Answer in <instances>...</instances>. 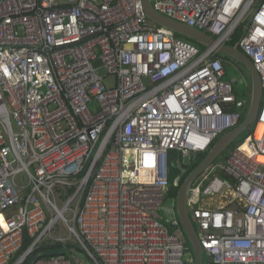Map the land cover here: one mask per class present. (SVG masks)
<instances>
[{
	"label": "built area",
	"instance_id": "1",
	"mask_svg": "<svg viewBox=\"0 0 264 264\" xmlns=\"http://www.w3.org/2000/svg\"><path fill=\"white\" fill-rule=\"evenodd\" d=\"M151 3L217 45L249 24L257 119L193 182L190 218L205 264H264V0ZM243 110L218 53L150 22L142 0L0 1V264L25 237L12 264L47 243L69 253L32 264H193L174 207L169 225L159 212L169 153L208 152Z\"/></svg>",
	"mask_w": 264,
	"mask_h": 264
},
{
	"label": "water",
	"instance_id": "2",
	"mask_svg": "<svg viewBox=\"0 0 264 264\" xmlns=\"http://www.w3.org/2000/svg\"><path fill=\"white\" fill-rule=\"evenodd\" d=\"M2 1V0H0ZM143 9L147 19L155 25L165 28L178 36L187 38L195 43L201 45L205 49H214L220 56H226L232 60L240 63L246 70L248 75V85L250 87V100L248 110L241 121V123L234 129L226 132L213 144L207 152L205 158L193 169L190 174L185 178L181 184L174 202V211L179 221L182 233L191 245L193 253V264H203L204 252L200 245L195 228L191 221L188 202L190 199V189L196 178L206 171L224 152L227 151L229 146L237 140L244 132H250L253 127L261 102V83L260 76L256 71L254 64L251 60L240 51L238 44L235 46L217 45L216 41L207 33L188 27L185 24L177 22L169 17L161 15L152 6L151 0H142ZM249 25V24H248ZM248 25L245 26L244 33ZM96 62L95 65H98ZM99 74L103 71L99 70ZM194 160V155L189 158H183V165L188 166L190 161ZM68 249L48 250L41 254V257H50L59 254H68ZM81 259L85 260L83 253L77 254ZM39 256H33L26 264H32ZM86 264H91L86 260Z\"/></svg>",
	"mask_w": 264,
	"mask_h": 264
},
{
	"label": "trees",
	"instance_id": "3",
	"mask_svg": "<svg viewBox=\"0 0 264 264\" xmlns=\"http://www.w3.org/2000/svg\"><path fill=\"white\" fill-rule=\"evenodd\" d=\"M179 38H182L188 42H190L191 44H193L194 46L198 47L201 51H203L205 48L202 47L201 45L195 43L194 41H191L187 38H184L182 36H178ZM222 61L224 63V70H225V79L229 77V69H231V67H234L235 64H237V68L238 72L241 74V76L243 77V79H246V81L248 80V75L247 72L245 70V68L238 62L232 60L229 57L223 56L221 55ZM248 93L246 95V99L249 101V96H250V87L248 85ZM239 99V98H238ZM252 130V128H251ZM250 132H244L237 140H235L227 149L226 152H224L215 162L221 161V160H226L228 158V154L239 144H241L249 135ZM207 152L206 153H197L194 155V160L190 162V164L188 166H184L183 162H182V157L179 153H177L176 151H172L169 153V173H168V184H169V191L167 194V198L170 197L171 199H175L177 196V192L181 186V184L183 183V181L185 180V178L190 174V172L195 169L197 167V165L205 158ZM214 162V163H215ZM31 244V239H28L27 237L24 238L23 241V245L22 248L20 250V252L13 258V261H16L18 259L19 256H21L30 246ZM186 244L189 245L187 239H186ZM67 247L69 249L71 248H75L77 251H81L78 247H76L74 244H67ZM60 245L58 244H54V245H49L44 244L42 245L39 250L35 251L32 256L37 255L39 253H42L46 250H56L59 249ZM191 249V247H190ZM11 263V264H12Z\"/></svg>",
	"mask_w": 264,
	"mask_h": 264
},
{
	"label": "rangeland",
	"instance_id": "4",
	"mask_svg": "<svg viewBox=\"0 0 264 264\" xmlns=\"http://www.w3.org/2000/svg\"><path fill=\"white\" fill-rule=\"evenodd\" d=\"M245 24L246 23H243L234 32V34L226 41V44H225L226 46H235V45H237L239 43L241 35H242V33H243L244 29H245ZM228 78H226V80L230 81V84L232 85V88H233L234 95L236 97H238V98H241L245 102H247L246 95L248 93V90H247L248 89V85L246 86V84L243 82V77L238 72V69H236L234 67H231V69H229V77ZM105 84L108 85V86L112 85V80L111 79L106 80ZM246 112H244V116H245ZM207 171L209 172L210 169H208ZM174 202H175V199H171L170 197L167 198V196H166L163 204L160 206V209H159L160 214L163 216L164 223L167 224V225H169L171 223V221H172V219H171V208H172V206L174 207ZM195 205L196 204L193 201V195H192V192L190 190V201L188 202L189 215L191 214V209ZM60 234L62 236L68 237V234H67V232L64 229L61 230ZM186 245H187V250L185 252V257L188 258V259H192L193 258V253H192V249H190L191 245H190V247H189L188 244H186ZM205 263H206V258L204 257V264Z\"/></svg>",
	"mask_w": 264,
	"mask_h": 264
},
{
	"label": "crops",
	"instance_id": "5",
	"mask_svg": "<svg viewBox=\"0 0 264 264\" xmlns=\"http://www.w3.org/2000/svg\"><path fill=\"white\" fill-rule=\"evenodd\" d=\"M219 55V54H218ZM219 57L221 58V56L219 55ZM222 59V58H221ZM237 64H235L234 65V67H236L237 68ZM229 79V78H228ZM229 81V80H228ZM230 82V81H229ZM245 84H246V86L248 85V82L245 80V81H243ZM237 99H238V97H236ZM239 100H241V101H243L244 102V110H243V113L244 112H246L247 111V109H248V105H249V101L247 100V102H245L244 100H242L241 98H239ZM249 100H250V96H249Z\"/></svg>",
	"mask_w": 264,
	"mask_h": 264
},
{
	"label": "bare ground",
	"instance_id": "6",
	"mask_svg": "<svg viewBox=\"0 0 264 264\" xmlns=\"http://www.w3.org/2000/svg\"><path fill=\"white\" fill-rule=\"evenodd\" d=\"M247 146H248L247 144L244 145V147H247Z\"/></svg>",
	"mask_w": 264,
	"mask_h": 264
}]
</instances>
